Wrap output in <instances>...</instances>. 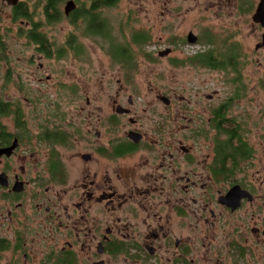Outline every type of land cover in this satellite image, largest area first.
Returning a JSON list of instances; mask_svg holds the SVG:
<instances>
[{
    "label": "flooded vegetation",
    "instance_id": "obj_1",
    "mask_svg": "<svg viewBox=\"0 0 264 264\" xmlns=\"http://www.w3.org/2000/svg\"><path fill=\"white\" fill-rule=\"evenodd\" d=\"M94 1L64 0L57 6L62 18L51 23L45 0H0V264H264V79L254 87L262 97L249 99L242 41L205 37L213 41L205 43L212 71L236 80L230 96H206L208 105L156 89L151 98H135L118 81L107 112L85 87L73 123L61 100H48L34 116L5 96L13 79L3 22L19 25L16 36L38 51L32 36L44 34L40 7L48 24L66 20L74 27L77 20L80 27L83 17H75L94 9ZM122 1L94 11L103 17ZM147 1L137 0L135 10L167 11L172 4ZM69 2L75 7L66 13ZM262 2L180 0V17L204 10L220 27H233L247 26L251 16L260 52L264 24L255 16ZM191 33L180 42L190 44ZM74 40L79 36H67V48L82 55ZM59 134L64 141L45 140ZM65 149L76 152L64 156Z\"/></svg>",
    "mask_w": 264,
    "mask_h": 264
},
{
    "label": "rangeland",
    "instance_id": "obj_2",
    "mask_svg": "<svg viewBox=\"0 0 264 264\" xmlns=\"http://www.w3.org/2000/svg\"><path fill=\"white\" fill-rule=\"evenodd\" d=\"M30 1L32 4L42 2ZM136 1L123 0L117 7L104 11L103 17L111 28L109 34L113 40L100 36L85 37L82 30L70 26L66 20L48 24L40 7L36 20L40 23L42 32L52 40L51 58L37 51L36 46L26 38L16 36L19 25H12L10 20L3 22L5 28L10 30L6 39L7 66L13 79L5 96L8 95L7 98L12 101L20 100L25 114L34 116L39 114L41 108H46L48 100H55L56 103L61 100L65 104L66 118L73 123L79 120L77 112L83 104L80 103L81 99L86 97L85 87L90 98L102 100L100 104L104 105L107 112L108 100L114 97L118 81L132 86L128 87L134 90L128 92L135 98H151L156 89L170 98H175V95L177 97V94H184L191 99L201 98L208 105L206 96L215 94L216 91L220 97L230 96L235 89L236 80L231 82L232 77L223 72L194 65L190 57L194 53L209 50L205 43L209 45L213 41L206 39L207 35L220 34L224 36V40L232 36L233 39L242 41L236 43L244 48L243 60H247L242 79L249 87L248 98L262 97L261 94H256L258 91L254 87L258 80L264 79V50H255L259 33L254 32L251 16L248 17L247 26L236 24L230 27L225 22L220 27L215 21L216 17L204 10L180 17V0H172L171 6H168L170 10L167 11H160L156 6L150 5L135 10ZM64 6L65 4L62 12ZM236 21L241 22L239 19ZM190 30L201 36L200 45L180 42L185 41V34ZM138 33L147 35L145 43L134 41ZM71 34L79 36L77 43L83 46L82 55H74L67 48V36ZM119 46L129 48L133 66L129 62V50L125 53ZM62 49H66L67 53L63 58H58L57 52ZM167 49L172 50L170 55L160 57L159 53ZM177 60L180 64L175 65L173 62ZM4 69V64H0V82H3ZM17 83L20 84L19 87ZM62 87H66L65 90ZM71 88L77 90L70 91ZM23 98H26L25 102L22 101ZM62 152L64 156H70L76 150L65 149Z\"/></svg>",
    "mask_w": 264,
    "mask_h": 264
},
{
    "label": "trees",
    "instance_id": "obj_3",
    "mask_svg": "<svg viewBox=\"0 0 264 264\" xmlns=\"http://www.w3.org/2000/svg\"><path fill=\"white\" fill-rule=\"evenodd\" d=\"M48 4V6L46 7L45 13H46V17L48 18V20L52 23L53 21H58L60 20L62 17V15L60 14L59 9L57 8L58 4L62 3L64 0H45ZM119 0H95L94 3L96 4L95 6H100V5H104L107 7H114L116 5V3H118ZM96 7H93L94 9H89L86 14L80 16V17H75V19L77 18H81L83 17V25L78 27L77 25V20H73V24L74 27H77L79 30H82V33L85 37H95V36H100L103 37L104 39H109V40H113L111 38V34L110 33V26L108 24V22L106 21V19H104L101 15L97 14L94 10ZM80 12V11H79ZM110 35V37H109ZM135 42L136 43H145L147 41V35H144L143 33L141 34H137L135 37ZM33 41H35V43L39 46V50L41 53H43L44 55H46L48 58L53 57V52H52V48L49 46V43L46 40V37L44 34L42 33H38L37 30H35L33 32V36H32ZM77 42L76 40H74L73 43V49L74 51H77V48L75 46H77ZM120 45V44H119ZM121 51H124L126 53V51L129 50L128 47H122L119 46ZM66 49H62L59 50L57 52V56L58 58H63L66 54ZM129 62L130 65H132V54L129 50ZM190 61L191 63H193L194 65H200L203 67H207V68H215L216 64L213 60V57L210 53V51H205L202 52L201 54L194 56V57H190ZM175 65L180 64L179 61H175L173 62ZM133 66V65H132ZM131 66V68H132ZM224 67V66H223ZM60 135V134H59ZM46 141L48 142H53V141H64L65 140V136L64 135H60L59 137H53V136H48L45 138Z\"/></svg>",
    "mask_w": 264,
    "mask_h": 264
},
{
    "label": "water",
    "instance_id": "obj_4",
    "mask_svg": "<svg viewBox=\"0 0 264 264\" xmlns=\"http://www.w3.org/2000/svg\"><path fill=\"white\" fill-rule=\"evenodd\" d=\"M74 3L73 2H69L68 5L66 6V13L72 11L74 9ZM255 20L257 22H262L264 24V0L262 2V4L260 5V7L258 8V11L256 13L255 16ZM188 42L190 44H195L197 42V37L194 34H190L188 37ZM264 46V38H263V43L261 45H259V47H263ZM172 52L171 49H167L163 52L160 53V56L165 57L170 55V53Z\"/></svg>",
    "mask_w": 264,
    "mask_h": 264
}]
</instances>
